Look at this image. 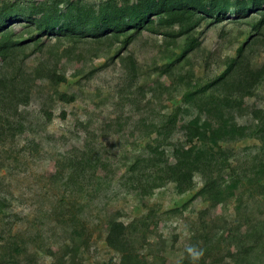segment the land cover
<instances>
[{"label":"rangeland","instance_id":"374dc122","mask_svg":"<svg viewBox=\"0 0 264 264\" xmlns=\"http://www.w3.org/2000/svg\"><path fill=\"white\" fill-rule=\"evenodd\" d=\"M78 1L87 7L121 2ZM235 1L230 0L222 21L200 23L194 31L198 47L177 63L184 38L167 40L143 31L122 53L132 55L137 63L134 79L128 78L118 59L112 60L115 48L79 47L78 60L58 56L65 42L46 40L42 50L30 45L19 55L13 66L31 79L30 95L22 110L23 132L9 138L0 130V264H116L119 256L104 242L106 226L113 219L133 228L135 247L150 264H181L185 247L198 235L207 234L209 243L220 246L223 255L227 247L231 252L224 256L227 264L233 263L241 247L254 243V228L264 222V195L243 177L262 158L257 139L220 144L229 154L221 171L223 180L228 184L239 176L241 181L215 207L195 196L203 185L199 174L193 178L194 189L182 195L170 182L145 196L135 193L134 182L124 185L127 158L155 138L154 133L145 136L136 124L177 115L178 129L194 114L192 108L179 111L186 107L182 96L219 76L244 44L243 62L251 69H262L263 78L253 95L243 99L236 120L251 124L253 111L257 117L264 115V25L256 28L257 14L234 19ZM13 28L18 31L21 25ZM82 54L84 61H80ZM167 64L168 73L159 71ZM47 66L56 67L66 81L53 85L36 74ZM58 94L74 101L63 103ZM41 110L48 111L50 119ZM179 136L171 141L175 143ZM82 152H88L92 162L84 176L92 177L89 181L76 177L71 183L69 177L75 175L68 160ZM73 229L81 232L86 244L79 245ZM216 234L221 240H214ZM8 240L22 249L7 255ZM72 244L78 247L74 261L66 248ZM256 250L252 264H264V236Z\"/></svg>","mask_w":264,"mask_h":264},{"label":"trees","instance_id":"16d2710c","mask_svg":"<svg viewBox=\"0 0 264 264\" xmlns=\"http://www.w3.org/2000/svg\"><path fill=\"white\" fill-rule=\"evenodd\" d=\"M13 1L0 0V130L9 138H15L24 129L22 110L28 105L31 79L16 71L13 64L18 62L19 55L23 56L30 45L42 50L46 40L65 42L63 54L58 56L78 60L79 47H92L94 50L115 48L112 60L118 59L127 70L128 78L134 79L137 76V63L132 55L122 56V53L143 31L167 40L184 38L182 52L176 57L177 63L198 47L194 31L200 23L206 20L215 23L222 21L231 7L230 0H121L120 4L106 1L89 7L78 0H43L37 4L31 0ZM233 7L234 19L257 14L256 28L263 27L264 0H236ZM243 7H246V13H243ZM14 25H21V28L16 31ZM245 46L237 50L236 58L219 76L199 91L182 96L181 103L186 107L179 111L192 108L194 114L178 129L175 128L177 115L157 122L147 118V121L141 120L136 124L138 130L144 129L142 132L145 136L154 133L155 138L146 144L145 149L134 151L127 158L124 185L134 182L135 193L145 196L170 182L174 184L176 193L182 195L194 189L193 178L199 174L203 185L195 196L215 207L223 203L241 181L239 176H233L228 184L223 180L221 171L228 163L229 154L220 144L253 138L261 142L263 154L252 173L243 179L258 188L259 195H264V115L257 117V112L253 111L251 124H238L236 120L243 99L253 95L263 78L262 69H251L248 63L243 62ZM82 57L80 61H84L83 54ZM169 65L159 71L168 73ZM36 74L43 75L53 85L66 81L64 74L53 66L41 68ZM58 100L72 103L74 98L58 94ZM41 111L50 119L48 111ZM116 123L120 125L119 120ZM177 134L180 139L174 143L171 140ZM67 165L75 175L69 177L71 183H75L76 177L86 181L92 177L84 176L88 169H92L88 152L68 160ZM258 226L253 231L254 243L241 247L235 253L232 264H252L256 260V247L264 236V222ZM105 230V245L119 256L116 264H150L135 247L136 242L131 236L133 228L113 219ZM71 233L80 240L79 245L86 244L80 238V231L73 229ZM207 236L198 235L192 243L204 250L197 264H227L224 256H229L230 250L225 247L223 255L220 246L210 244ZM198 238H201L200 243ZM214 240L221 238L216 234ZM5 247L7 255L22 249L14 240H8ZM66 248L71 261H74L78 253L77 245ZM181 264H192L186 252Z\"/></svg>","mask_w":264,"mask_h":264},{"label":"clouds","instance_id":"9594fccd","mask_svg":"<svg viewBox=\"0 0 264 264\" xmlns=\"http://www.w3.org/2000/svg\"><path fill=\"white\" fill-rule=\"evenodd\" d=\"M187 235V233H186ZM185 252L187 256L190 258L192 261V264H197V262L203 257L204 255V250L199 248L196 245L188 244L185 247Z\"/></svg>","mask_w":264,"mask_h":264}]
</instances>
